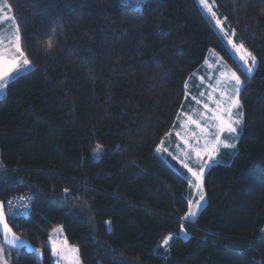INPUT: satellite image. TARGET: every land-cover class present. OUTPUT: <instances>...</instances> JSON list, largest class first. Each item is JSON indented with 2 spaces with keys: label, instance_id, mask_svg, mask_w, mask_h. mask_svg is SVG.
I'll return each instance as SVG.
<instances>
[{
  "label": "trees",
  "instance_id": "trees-1",
  "mask_svg": "<svg viewBox=\"0 0 264 264\" xmlns=\"http://www.w3.org/2000/svg\"><path fill=\"white\" fill-rule=\"evenodd\" d=\"M4 1L33 66L0 100V202L34 197L10 225L35 252L5 248L11 264H55L59 227L81 264H264V0L213 3L257 59L250 78L196 0ZM211 49L242 80V132L185 223L188 182L157 148Z\"/></svg>",
  "mask_w": 264,
  "mask_h": 264
},
{
  "label": "rangeland",
  "instance_id": "rangeland-1",
  "mask_svg": "<svg viewBox=\"0 0 264 264\" xmlns=\"http://www.w3.org/2000/svg\"><path fill=\"white\" fill-rule=\"evenodd\" d=\"M196 2L205 18H207L215 32L223 40L226 49L235 59L241 70L247 77H252L257 68V59L253 71L249 74L246 66L239 59V54L235 52L234 48L228 41L231 39L235 44L240 43H237L234 40V36L231 35L233 31L226 27L225 20L216 12L213 3H211L210 6L216 14L215 18L212 17L207 9L199 4L198 0H196ZM0 9H2V11H0V44L4 47H10V42L14 41L15 38L17 24L11 15V11L9 10L10 7L4 0H0ZM217 19L220 20L224 29L223 31L221 30V27L216 25ZM5 55H7V53H5ZM32 69L33 66L30 63V66L22 68L18 74L13 73L8 79L7 85L15 78L26 74ZM232 73L235 72L229 67L223 58L215 50H209L203 65L195 71L185 83V102L183 109L179 113L174 129L163 138L157 148L159 149L157 153L163 158V160L168 164L175 163V168L188 182V211L184 216L185 223L195 222L206 204V196L203 186L205 174L212 166L227 163L228 159L232 158L237 152V142L242 132L243 115L239 100L240 91L238 94L235 91L237 86L235 85V80L232 79ZM235 74L238 76L237 73ZM240 81L239 88L241 90V78ZM6 87L3 88V90H0V100L6 93ZM233 98H238V106H231V100ZM205 105H207V109L205 108ZM229 108H231V118L233 120H241V123L234 125L236 128V132L234 133L221 131L219 121L214 118L215 115L222 114L225 121H227L229 115L227 109ZM192 120L198 121L200 127H197L195 123H192ZM201 129H204V131H201ZM217 136H219V141H217ZM225 144L235 145V147H225ZM213 149H215V151H213ZM197 151L200 153L199 156L197 155ZM93 156L96 158L97 152L93 153ZM209 156H211V159H209ZM205 161L208 162L209 166L203 169L200 180L198 181L196 176L193 175V172H200L201 166ZM185 164H187L192 171L185 168ZM201 196H203V200L200 199ZM190 212H195V215L190 216ZM182 229L177 234L172 233L167 235L161 242L160 247L163 250L168 251L170 243L176 237L183 240L188 239L189 233L184 228ZM61 238L63 239L62 243H59V240L56 241L60 246L62 245V247H66L68 243L62 233ZM165 240H167V244L164 243ZM6 251L5 247H0L1 253H5ZM7 252L10 253L9 251ZM55 264H81L78 251L67 256L62 250V253L56 259Z\"/></svg>",
  "mask_w": 264,
  "mask_h": 264
},
{
  "label": "snow or ice",
  "instance_id": "snow-or-ice-1",
  "mask_svg": "<svg viewBox=\"0 0 264 264\" xmlns=\"http://www.w3.org/2000/svg\"><path fill=\"white\" fill-rule=\"evenodd\" d=\"M132 0H129V3H131ZM136 3L143 4V0H135ZM199 4L203 6V8L207 9V11L212 15L213 18H215L216 14L213 10V8L210 6L211 3H214V0H198ZM10 10V9H9ZM2 11V9H0ZM216 25L218 27H221V30L223 31V27L221 25L220 20H216ZM232 36L235 35V32L233 30ZM232 47L234 48L235 52L239 54V59L243 62V64L247 68V72L251 74L253 71V67L256 65V57L252 55L250 51H248L243 44H235L231 39L228 41ZM10 47H4L2 44H0V90H3L7 86L8 79L11 77L13 73H19L22 68H27L30 66V60L25 56V53L21 47L20 44V35L19 30L17 28L14 41L10 42ZM51 40H49L48 47L51 48ZM7 53V55H5ZM232 79L235 80V85L237 86L235 91L238 94L240 91L239 85L241 83L240 78L236 76L235 73L231 74ZM239 105L238 98H233L231 100V106L235 107ZM205 108L207 109V105H205ZM227 112L229 113L227 121H225L224 116L221 115H215L214 118L219 121L220 130L221 131H228L230 133L236 132V128L234 127L235 124L241 123V120L236 119L233 120L231 118V108L227 109ZM191 119V118H189ZM192 123H195L197 127H200V124L198 121L192 120ZM201 131H204V129H201ZM217 141H219V136H217ZM225 147H235V145H228L225 144ZM99 148V146H97ZM159 151V149H157ZM215 151V149H213ZM197 155L199 156L200 153L197 151ZM209 159H211V156H209ZM209 166L208 162L205 161L203 165L201 166L200 172H193V175L196 176L197 180H200L201 173L203 172V169L205 167ZM185 168H188L189 171H192L191 168L188 167L187 164L184 165ZM201 200H203V196L200 197ZM3 204H0V226H2L3 235L5 237V240L7 243H11L14 245H20L23 243V241H20V238L13 233L12 228L9 227V223L7 222L5 218V212L3 210ZM190 216H194L195 212H190ZM183 231V229H182ZM262 232H264V229H262ZM11 237V239H9ZM165 244H167V240L164 241Z\"/></svg>",
  "mask_w": 264,
  "mask_h": 264
},
{
  "label": "built area",
  "instance_id": "built-area-1",
  "mask_svg": "<svg viewBox=\"0 0 264 264\" xmlns=\"http://www.w3.org/2000/svg\"><path fill=\"white\" fill-rule=\"evenodd\" d=\"M9 170L4 167L1 160V151H0V173L8 172ZM34 197L32 194H23L10 197L4 202V212L6 219L9 223L14 221L27 218L32 210ZM61 240L60 238L58 239ZM2 246L0 238V247Z\"/></svg>",
  "mask_w": 264,
  "mask_h": 264
},
{
  "label": "crops",
  "instance_id": "crops-1",
  "mask_svg": "<svg viewBox=\"0 0 264 264\" xmlns=\"http://www.w3.org/2000/svg\"><path fill=\"white\" fill-rule=\"evenodd\" d=\"M61 233L63 234L62 229L60 227L56 228L50 234V238H49V244L51 248L53 249V253L56 259L60 256V254L62 253V250L65 252L67 256L69 254H73L77 252L76 249L73 246H70L69 244L66 245V247H62V245L60 246V244L56 241V237H61ZM11 262H12V257L10 253H8L7 251L5 253L0 252V264H11Z\"/></svg>",
  "mask_w": 264,
  "mask_h": 264
},
{
  "label": "water",
  "instance_id": "water-1",
  "mask_svg": "<svg viewBox=\"0 0 264 264\" xmlns=\"http://www.w3.org/2000/svg\"><path fill=\"white\" fill-rule=\"evenodd\" d=\"M0 204H3V206H4V203L3 202H0ZM3 210H4V207H3ZM5 218H6V216H5ZM9 227H11L10 223H9ZM12 231H13V229H12ZM13 233H15V232L13 231ZM15 235L20 238V241H23L22 244H20V245H14V244H11V243H7L6 240H5V237L3 235L2 226H0V238H1V242H2V246L3 247H5V248H7V249H9L11 251L18 252V253H20L22 250H24L27 253H33V252H35V249L33 248L32 244L29 242V240H27L26 238L20 237L16 233H15ZM9 239H11V237H9Z\"/></svg>",
  "mask_w": 264,
  "mask_h": 264
}]
</instances>
